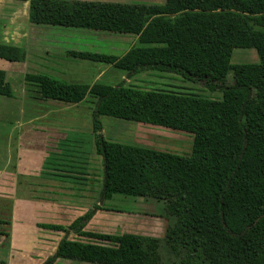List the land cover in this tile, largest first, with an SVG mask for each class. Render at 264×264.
Masks as SVG:
<instances>
[{"label": "trees", "instance_id": "1", "mask_svg": "<svg viewBox=\"0 0 264 264\" xmlns=\"http://www.w3.org/2000/svg\"><path fill=\"white\" fill-rule=\"evenodd\" d=\"M15 1H28L32 23L136 36L121 56L76 50H67L68 55L112 64L125 71L126 79L159 71L220 93L212 97L139 89L126 86L125 79L113 85L72 84L26 74V80L40 83L47 98L75 103L87 93L96 97L92 133L102 169L91 209L67 226L40 225L63 233L40 264L58 259L161 264L162 243L173 264H264V0ZM235 48L255 49L258 61L232 63ZM0 58L22 62L26 50L0 42ZM5 78L0 70V94L11 96ZM101 114L189 133L190 153L106 139ZM115 195L161 201L160 217L175 219L170 229L187 241L90 233L112 242L107 244L69 237L71 231L87 235L83 228L88 220Z\"/></svg>", "mask_w": 264, "mask_h": 264}, {"label": "crops", "instance_id": "2", "mask_svg": "<svg viewBox=\"0 0 264 264\" xmlns=\"http://www.w3.org/2000/svg\"><path fill=\"white\" fill-rule=\"evenodd\" d=\"M2 1L15 0H1L0 3ZM27 10L28 5L26 4L24 16L25 21L20 25H11L9 33L6 31L5 34H2L4 33V31L2 28L0 29V42L18 45L26 50V61L9 62L0 58V61L5 64V67L2 68L6 71L7 75L10 74L15 79L21 78L22 80H25L24 84H21L20 88L18 87L16 89V87H11V96L0 94V103H2V101H18L14 98H18L19 94H29L31 92L29 88L33 86L35 88V91L37 92V97L34 98V100L40 102L43 105L45 104L46 106V108L43 110L45 112L40 116H30V119L20 121L16 124L14 123L15 120H13L11 123H0V153L2 152V149H6L5 146H2V141H4V138L6 139L7 136L11 135V137L13 138L12 142L15 143L12 146V153H10L11 160L8 161L5 166L3 165L2 161L4 160V157H6V154L2 153L3 155L0 156V198L7 197L10 200L12 197V205L14 204L16 211V219H14L18 222H21L19 220V207L25 210L23 211L26 213L27 217L29 216L28 214L31 215V211H33V209L36 207L35 202L33 201V199H35V194L34 192H32L36 190H29L31 188L26 190V188H24L23 190L25 192H23V194H20V190H22L19 185L20 175L21 173L27 171V164H29L30 162V157L25 158V156H27V153L31 154L33 152V155L31 157L34 159L32 161H34V166H36V172L47 175L45 171H48L50 175L55 176V181L51 180L56 182L55 184H51L49 188L47 186H43L45 187L44 189L46 190V194L53 193L52 195H54L57 193L55 197H53L56 200H53V203H50L51 207H55L54 204L56 203L57 205L61 204V206L70 205L72 203L77 207L76 212H80L81 214L84 210V205L87 202L94 203L98 199L102 178L101 156L96 153L93 141L94 138L92 140V119L88 122V127L86 129L89 138L87 143H89L88 148L90 149V151L84 149L83 145L85 143L83 141V138L78 136L82 133L80 130L67 131L71 134L69 133V136H66L65 138H59L56 136L63 135L66 132L61 126L65 120H63V118H57L58 115L62 114L63 111H72L71 113H73L75 116V114H78L82 111L84 113H81L83 115L86 114V117H88L87 120H89L96 103V97L90 93H87L81 101L75 103L47 98L42 95L40 83L26 80V74L41 73L60 80H64L68 83L87 85H91L97 82L113 85L124 78L125 85L129 87L149 90H162L181 94L187 93L169 90L167 86L170 85L169 83L172 84L173 82L176 83V85L182 84L181 86H187L188 84H190L192 86L191 89L193 90H201L203 92L205 91L198 85L196 86L189 81H183L179 76L175 74L159 71H148L138 73L131 78L126 79L125 71L113 66L112 64L77 58L68 55L67 50H76L102 52L121 56L135 42L136 36L131 34L113 33L86 28L32 23L27 19ZM25 24L26 26L30 24V26L32 27L37 25L65 28L70 31L84 32L83 34H87L88 37L85 38L86 40L84 39L85 41L83 42L85 43L83 44L78 43L81 42L78 41L73 42L70 45H65L63 54L48 53L46 52V49H43L40 45H38L40 43H38V39H36L35 37L32 36V39H29V41L21 38L22 36L20 35V30L24 27L23 25ZM8 34L10 38L8 37ZM115 34L119 35L118 40L120 41L115 40V43H112L113 41L107 40L108 43L114 44V47L99 49L98 45H96L97 41L99 40V36H114ZM92 36L97 40H91ZM165 81L169 82L167 83ZM20 99L22 100V98ZM73 111H76V113H74ZM99 120L102 126V134L106 139L135 146L150 147L159 150L164 149L147 146L141 143L145 142V136L150 134L149 136H153L151 138L167 141L168 139L164 138L165 136H163L164 133L169 135L171 132H177V130H173L170 128L116 118L103 114L99 115ZM74 121L75 120L73 119L70 121V123L73 124ZM75 127L76 126H73V128ZM2 130L4 131V133L2 132ZM2 134H5L4 137H1ZM51 139H55L54 146H50L47 142L51 141ZM91 140L93 141V144ZM5 145L7 146L6 143ZM10 162L11 165H8V163L10 164ZM33 181L35 185L37 184V182L39 183V185H42V182H47V179L43 176V179L39 178L34 179ZM32 188L35 189L34 187ZM8 190H10V193L8 192ZM57 190L63 191L62 197H60V194ZM15 193H17L16 197H14ZM93 196L94 198H90ZM71 199L73 201H76L74 203L71 201L69 202V200ZM60 214L65 215V213ZM60 214L58 213L59 216ZM72 214L73 213L68 214L66 218H63V220H61V218L57 216V213L54 212L55 219L51 220L50 216L48 219H50L51 222L54 221L53 223H62L65 220H73V218H71ZM163 219L168 220L164 217ZM164 223L165 225L167 224L166 221L162 222L161 224ZM172 225H174V222H172ZM172 225H170V227ZM2 230L3 229L1 221L0 264H39L38 262L34 261L35 255L31 258L29 257V253L34 252V249L32 248L14 247V244H11L10 242L9 245L4 248L1 244V240L3 238V234L5 233H3ZM7 237L9 238V235ZM3 249H7V253L5 254L6 256L3 255ZM18 260H21L22 263H16L18 262ZM81 264L93 263L83 262Z\"/></svg>", "mask_w": 264, "mask_h": 264}, {"label": "rangeland", "instance_id": "3", "mask_svg": "<svg viewBox=\"0 0 264 264\" xmlns=\"http://www.w3.org/2000/svg\"><path fill=\"white\" fill-rule=\"evenodd\" d=\"M102 1L160 3L163 0H102ZM25 10H26V3L24 2L2 1L0 3V29L2 28L4 31V33L2 34H5L6 31L9 33L11 25L14 24L20 25L22 22L25 21L24 20ZM23 26L24 27L21 28L20 30V35L22 36L21 38H24L25 40L29 41V39H32L31 37L33 36L36 39H38V43H40L38 45H40L43 49H46V52L53 54L56 53L63 54L65 45L67 44L70 45L73 42H78V41H81L78 43L83 44L85 43L83 42L86 40L85 38L88 37L87 34H83L84 32L70 31L65 28H57L51 26H37V25L32 27L30 26V24H28V26H26V24ZM8 37L10 38L9 34ZM118 37H119L118 34H115L114 36L113 35L112 36L108 35L104 37L99 36V40L97 41L96 45H98L99 49L112 48L114 47V44L108 43L107 40H111L113 41L112 43H115L114 41L118 40L119 39ZM91 40L96 41L97 39H95V37L92 36ZM24 61H26V58ZM257 61H258V54L256 50L253 48H247V49L235 48L232 51V55H231L232 63H242V62L255 63ZM2 67H5V64H3L0 61V70H4ZM4 72L6 73L5 70ZM5 80L7 81V83H9L10 87H16V89L18 87L20 88L21 84H24L25 82V80H22L21 78L15 79L10 74L7 75V73ZM230 80H231V75L229 74L228 82H230ZM165 82L168 83L169 81H165ZM169 84L170 85H168L167 88L172 91L187 92V93H193V94H199L205 96L208 95L212 97H218L220 95L219 92H214L210 94L208 92L205 91L203 92L201 90H193L191 89L192 86L190 84H188L187 86H181L182 84L176 85V83L173 82L172 84L171 83ZM29 90L31 91L29 94H25V93H23L22 95L19 94L18 98H14L18 100L16 102L2 101V103H0V123L1 122H3L4 124L6 122L11 123L13 120H15L14 123L16 124L19 123L20 121L30 119L29 118L30 116H40L42 115V113L45 112L43 111L46 108L45 104L43 105L40 102L34 100V98L37 97V92L35 91V88L31 86ZM20 98H22V100ZM71 112L72 111H63L62 114L58 115L57 118H63V120H65L61 126L63 130H65L66 132L63 135H59V136L56 135V136L59 138L60 137L65 138L66 136H69L68 134L70 133V132L68 133L67 131L80 130L82 133L78 136L83 138V141L85 143L83 145L84 149L90 151V149L88 148L89 143H87L89 138L86 129L88 127V122L91 121V118L87 120L88 117H86V114L83 115L82 113L84 112L82 111H81L82 113L79 112L78 114H75L76 117ZM73 112L76 113V111ZM73 119L75 121L73 124H71L70 121ZM73 126L76 127L73 128ZM2 132L4 133L3 130ZM4 135L5 134H2L1 137H4ZM149 135L150 134L145 136V142H141V143L147 146L156 147L164 150H170L185 154L190 153L192 135L189 133H184L181 131L171 132L169 135L164 133L163 136H165L164 138L168 139L167 141L157 140L155 138H151L153 136H149ZM3 140L4 141H2L3 144L2 146H5L6 149H2L0 156L3 155L2 153L6 154V157H4V160L2 161L3 165L5 166V164L11 160L10 153H12V146L15 143L12 142L13 138L11 137V135L7 136L6 139L4 138ZM54 140L55 139H51V141H47V142L50 146H54ZM92 140H93V136H92ZM92 140L91 142L93 144L94 140L93 141ZM5 143L7 144V146L5 145ZM32 155L33 152L31 154L27 153V156H25V158L30 157V162L29 164H27L28 165L27 171L21 173L20 175L19 185L20 188L22 189L20 190V194H23V192H25L23 190L24 188H26V190L31 188L29 190L37 191V192L32 191L35 194V196L33 195L35 198L33 199V201L35 202L36 207L33 209V211H31V215L28 214L29 215L28 217L24 212L25 210L19 207V220L21 222H18L15 221L16 211L14 204L12 205V197L10 200L7 197L0 198V216H1L0 222L1 221L3 222L2 232L5 233L7 236L9 235L8 238L5 234H3L1 244L4 247L9 245L10 242L11 244L12 243L14 244V247H18V248L27 247L34 249V252L29 253L30 254L29 257L31 258L35 255L34 261L40 264L45 260V258L48 255L54 252L57 241L63 234L62 232L53 231L44 228L40 225H42L43 223H53L54 221L51 222L50 219L51 220L55 219L54 212L57 213V216H59L58 213L59 214L65 213V215L60 214L59 217L61 218V220H63V218H66L67 215L71 213H73L71 215V218L75 219L77 216H79L80 212L79 213L76 212L77 207L74 206L72 203L66 206H61V204L57 205L56 203L54 204L55 207H51L50 203H53V200H56L53 197H55L57 193L54 195H52L53 193L46 194L45 192L46 190L44 189L45 187L43 186H47L49 188L51 184H55L56 183L54 182L55 176L50 175L48 171H45L47 175H43L36 172L35 171L36 166H34V161H32L34 159L31 157ZM8 165H11V162L10 164L8 163ZM43 176L47 179V182H42V185H39V183L37 182V184L35 185L33 180L39 178L43 179ZM32 187H34L35 189H33ZM57 191L60 194V197H62L63 191L62 190H57ZM16 195L17 193H15L14 197H16ZM90 198H94V196ZM70 201L74 203L76 200L73 201L71 199L69 200V202ZM94 203L87 202L84 205V210L80 215L84 214L89 209H91ZM162 207H163V203L158 200L115 195L112 200L105 201L102 204V208L100 210H97L95 214L92 215V217L88 220L89 222L83 228V231H85L86 234L89 236L77 235L71 231L69 237L78 238L84 241H95V242L107 243V244H111L112 242L108 241L107 239L91 236L90 233H95L96 236L100 234H136V235H140V237L142 238L158 239L161 242L187 241V238L183 233H179L176 231L174 232L173 229H170L171 228L170 225H172V222H176L175 220L173 219L170 220V218H167L168 220H164L163 217H160ZM49 216L50 219H48ZM71 220H65L59 224L67 226L68 223L71 222ZM165 221L167 223L166 225L165 223L161 224L162 222ZM159 251L161 255V264H173L174 257L170 249L165 245V243L161 244ZM2 252L3 255H5L7 253V249H3ZM16 263H22V262L21 260H18V262ZM81 263L83 262L79 263V261L58 259L54 264H81Z\"/></svg>", "mask_w": 264, "mask_h": 264}, {"label": "water", "instance_id": "4", "mask_svg": "<svg viewBox=\"0 0 264 264\" xmlns=\"http://www.w3.org/2000/svg\"><path fill=\"white\" fill-rule=\"evenodd\" d=\"M1 1V0H0ZM25 3L28 5V1H25Z\"/></svg>", "mask_w": 264, "mask_h": 264}, {"label": "flooded vegetation", "instance_id": "5", "mask_svg": "<svg viewBox=\"0 0 264 264\" xmlns=\"http://www.w3.org/2000/svg\"><path fill=\"white\" fill-rule=\"evenodd\" d=\"M182 154H185V153H182Z\"/></svg>", "mask_w": 264, "mask_h": 264}]
</instances>
